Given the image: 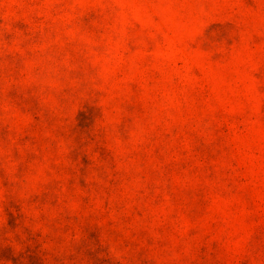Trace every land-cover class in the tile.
<instances>
[{"label":"rangeland","instance_id":"obj_1","mask_svg":"<svg viewBox=\"0 0 264 264\" xmlns=\"http://www.w3.org/2000/svg\"><path fill=\"white\" fill-rule=\"evenodd\" d=\"M0 264H264V0H0Z\"/></svg>","mask_w":264,"mask_h":264}]
</instances>
